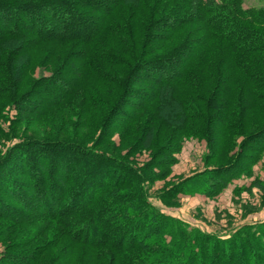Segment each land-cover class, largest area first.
<instances>
[{"label": "trees", "instance_id": "trees-1", "mask_svg": "<svg viewBox=\"0 0 264 264\" xmlns=\"http://www.w3.org/2000/svg\"><path fill=\"white\" fill-rule=\"evenodd\" d=\"M38 68L50 75L37 77ZM0 119L15 137L23 124L46 127L44 137L33 130L0 155V194L18 204L0 199V221L38 224L42 241L41 257L17 264H264V222L222 238L166 214L148 190L170 175L190 139L205 141L223 164L173 196L219 194L260 161L264 8L0 0ZM143 153L150 159L137 165Z\"/></svg>", "mask_w": 264, "mask_h": 264}, {"label": "rangeland", "instance_id": "rangeland-1", "mask_svg": "<svg viewBox=\"0 0 264 264\" xmlns=\"http://www.w3.org/2000/svg\"><path fill=\"white\" fill-rule=\"evenodd\" d=\"M244 5L245 7L264 8V0H244ZM35 75L37 77L49 76L50 72L44 68H38ZM5 115H12L14 119L19 116L14 109L9 113L8 108ZM8 125L7 122L0 119V126L6 133L9 130ZM25 125L23 124L16 137L13 135L12 129L8 134H0V155L14 146L19 139L32 138L33 130L37 137H44L45 125L40 124L33 130H25ZM118 140V136H115V141L118 142ZM250 143L252 149L258 148V142L252 141ZM209 155L205 141L187 140L182 151L177 155L178 164L172 167L170 175L164 180H152L148 184L153 205L166 214L179 218L189 227L200 228L222 238L232 236L246 225L264 222V193L256 186V183L264 185V149L258 154L261 157L258 164L233 179L219 194L214 196L206 194L188 195L179 192L176 196L172 195L173 189H177L175 187L184 183L189 177L197 175L205 168L211 167L213 169L223 164L221 157L214 159L212 155ZM138 156L140 157L134 159L137 165L145 164L150 159L149 153ZM8 169H10L11 176L15 177L18 182L28 183L27 177L20 174L21 172L18 173L11 167ZM0 184H2L1 181ZM0 199L8 208L18 207V204L9 195L6 196L1 193ZM33 229L34 231H31ZM38 229V224L9 225L0 221V259L3 260V263L17 264L14 262L17 261L16 257L30 256L35 252L41 257L39 246L42 241L40 237L36 238L39 234ZM7 256L14 260H4ZM45 257L44 254L42 259Z\"/></svg>", "mask_w": 264, "mask_h": 264}]
</instances>
